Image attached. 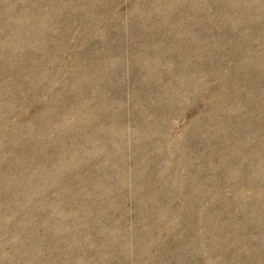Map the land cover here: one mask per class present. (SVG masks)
Here are the masks:
<instances>
[{
	"label": "rangeland",
	"instance_id": "1",
	"mask_svg": "<svg viewBox=\"0 0 264 264\" xmlns=\"http://www.w3.org/2000/svg\"><path fill=\"white\" fill-rule=\"evenodd\" d=\"M0 264H264V0H0Z\"/></svg>",
	"mask_w": 264,
	"mask_h": 264
}]
</instances>
